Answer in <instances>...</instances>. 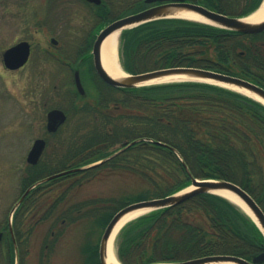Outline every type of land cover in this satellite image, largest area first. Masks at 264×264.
<instances>
[{
  "label": "trees",
  "instance_id": "obj_1",
  "mask_svg": "<svg viewBox=\"0 0 264 264\" xmlns=\"http://www.w3.org/2000/svg\"><path fill=\"white\" fill-rule=\"evenodd\" d=\"M187 1L235 17L250 15L263 2ZM141 5L139 0L133 9L128 8L122 14L137 12ZM97 9L107 10L108 5ZM121 50L122 64L132 74L194 67L254 83H257L255 73L264 74V33L244 35L202 23L163 19L126 30ZM102 90L96 99V109L88 106L84 109L94 118L95 125L88 127L85 137L76 135L63 146L49 172L105 159L113 154L110 151L115 145L139 139L110 161L75 173L72 178L79 179L76 185L103 169H127L143 182L145 189L114 211L106 206L105 200L74 205L64 215L69 223L73 222L69 218L72 212L87 208L84 216L96 217L99 226L105 228L126 205L172 195L190 185L194 178L234 182L249 192L264 211L262 104L200 82ZM112 104L115 114L106 117L105 111L112 109ZM28 171V176L22 178L24 191L52 174L40 172L37 166H28ZM8 242L7 260L13 264L14 247L11 240ZM98 247L86 246L97 260ZM116 251L123 264L171 263L210 255L252 260L264 252V235L239 207L206 193L129 222L117 236Z\"/></svg>",
  "mask_w": 264,
  "mask_h": 264
},
{
  "label": "rangeland",
  "instance_id": "obj_2",
  "mask_svg": "<svg viewBox=\"0 0 264 264\" xmlns=\"http://www.w3.org/2000/svg\"><path fill=\"white\" fill-rule=\"evenodd\" d=\"M106 3L107 10L111 9L112 16H116L128 8L133 9L139 0H106ZM25 8L43 16L32 15V21H26V12L30 11ZM49 10L52 25L45 27L46 22L42 19ZM97 11L95 6L80 0H0V233L7 230L9 224L14 229L18 226V231L29 233L25 246L28 251L17 256V264H90L86 246L99 245L104 228L96 222V217L84 216L87 208L72 212L69 218L73 223L62 222L65 219L62 216L70 213L74 205L96 200H105L106 206H111L114 211L145 189L143 182L130 170L103 169L95 176L82 178L76 185L74 183L79 179L64 178L39 187L31 200L41 218H30V213L26 214L30 202L22 211H16L24 192L22 178L30 171L27 155L34 141L46 136L48 111L57 107L69 108L66 91L70 89L71 74L56 61L53 49L56 47L51 39L64 41L72 36L80 40L97 24ZM21 40L33 43V54L23 69L11 72L4 67L2 53ZM119 55L122 61L121 51ZM89 93L86 99L79 100L78 106L96 104L99 93L94 86L89 85ZM114 106L112 104V110ZM70 107L67 124L52 140L56 144L50 150L51 156L61 155L63 146L76 135L85 137L90 130L88 127L95 125L94 118L86 111H75ZM120 147L117 144L110 152ZM98 207L102 208L101 204ZM46 244L48 251L44 250ZM46 252L48 259L42 260Z\"/></svg>",
  "mask_w": 264,
  "mask_h": 264
},
{
  "label": "water",
  "instance_id": "obj_3",
  "mask_svg": "<svg viewBox=\"0 0 264 264\" xmlns=\"http://www.w3.org/2000/svg\"><path fill=\"white\" fill-rule=\"evenodd\" d=\"M86 1L96 5L102 4V0H86ZM145 3L146 4L160 3V5L148 8L139 13L132 14L124 18H121L119 20H116L110 25H108L106 28H104L98 35L93 48L94 64L98 75L102 78L104 82L115 88L134 89L140 87L166 84V83H151V84L149 83L158 78L171 76V75H185L192 79L182 80V81H171L167 83L201 82V83L215 84L218 86L221 85L217 83L227 84V85L239 87L241 89H244L252 93L258 99L248 95L246 96L251 97L254 100L264 105L263 88L238 77H234L228 74H223L215 71L200 69V68L174 67V68H165V69L154 70V71L138 73V74H128L124 70H122L125 76L120 79H115L111 75H109V73L105 70L102 64V59H101V47L103 41L109 35H111L112 33L118 30L125 31L127 29H131L149 22L163 20V19H173L175 18L174 14H176L179 11L195 13L196 15L208 21V22H201V21H197V22L205 23L226 31H233L245 35H254L264 32V21L257 24L247 23L244 21L246 17L239 18V17L224 15L222 13L212 11L204 6L187 2L186 0H145ZM30 54H31L30 44L28 42H21L4 51L2 54V60L7 69L11 71H15L22 68L28 62ZM209 81H213L216 83ZM76 85L79 92L81 94H84L85 91L81 84V80L77 74H76ZM66 119L67 116L63 111L61 110L51 111L48 114V130L50 132H55L59 128V126L65 123ZM44 147H45V141L37 140L34 143L28 155L27 158L28 163L37 164L43 153ZM121 151H119L118 153H120ZM118 153H116L115 155H117ZM101 163L102 162L98 164ZM73 171L75 170H69L47 177L46 179L40 181L39 184L69 174ZM34 187L35 186L31 187L28 190V192H30ZM191 187H194V189L189 190V188ZM218 191H228L232 193L245 206H247L251 214L247 212L243 207H241V209L244 210L253 219L255 224L258 226V228L264 235V211L262 210L260 205L255 201V199L246 190H244L242 187L231 181L193 179L192 185L190 187L176 194L163 198H156V199L133 203L124 207L119 212H117L115 216L112 218V220L109 222L101 238L100 248H99L100 263L107 264L109 240L117 224L128 213H131L139 209H148L149 211L147 213H150L157 210L174 208L185 203L186 201H188L189 199L193 198L198 194L210 193V194H216L222 196L219 193H217ZM23 198L21 199V201L23 200ZM228 200L231 201L230 199ZM21 201H19L17 206L21 203ZM262 263H264V253L253 258L251 261L233 255H211L202 258L186 260V261L161 263V264H262Z\"/></svg>",
  "mask_w": 264,
  "mask_h": 264
},
{
  "label": "flooded vegetation",
  "instance_id": "obj_4",
  "mask_svg": "<svg viewBox=\"0 0 264 264\" xmlns=\"http://www.w3.org/2000/svg\"><path fill=\"white\" fill-rule=\"evenodd\" d=\"M85 1V0H83ZM103 2L106 3V0H103ZM52 3V2H51ZM159 5L158 4H154L152 6H156ZM150 6H144L141 10H145L147 8L152 7ZM48 9V8H47ZM26 11H30V12H26V16H28L25 19H27L26 21L30 20V22L32 21V15L36 16L37 18L42 17L43 15H40L37 11H32L33 9H24ZM103 12V14H102ZM31 13V14H30ZM49 14V15H48ZM51 11L49 10V12L47 11V16H44L42 19V22H46L45 27L52 25V23H50L52 21V19L50 18L51 16ZM120 15H116V16H112L111 14V9L109 10H98L95 14L96 17V25H94V27H92L91 29H89L84 36H81L80 40H77L78 37L75 39L69 38V39H64V41H59L56 38H52L51 39V43L52 45H54L56 48L55 49V56L56 61H58L60 63V65L62 67H64L63 69L67 70V74H71L69 77L70 80V89H68L66 91V101L69 102V108L70 109L72 106L75 111H81L84 112L85 106H83L82 108L80 107V105L78 106L79 100L81 99H86L90 93H89V85H92L95 87L96 93H99V96L101 94V91H103L102 89L104 88V90H111L113 88L109 87L105 82H103V80L100 78V76L98 75L96 69H95V64H94V56H93V48H94V44L97 40V37L101 31V29L95 33L97 27H99L100 25L104 24L103 28L108 26L109 24H111L112 22H114L115 20L120 18ZM39 21V20H38ZM41 22V21H40ZM38 26H40L41 28H43V25H39V23L37 24ZM35 25V26H37ZM102 28V29H103ZM64 37V35H62ZM56 39V43H54L52 40ZM21 41H28V40H21ZM30 43L31 46V57L33 54V48L34 45L31 41H28ZM49 51V50H48ZM81 51H84L82 56H80ZM48 53V52H47ZM48 54H52V53H48ZM31 59V58H30ZM29 63V62H28ZM62 69V70H63ZM261 70H263L262 68H260ZM76 74L78 75V77L81 80V84L83 86L84 89V94H81L77 88L76 85ZM255 79L257 80V85L262 87L264 89V74L262 71H259L258 73H255ZM112 92V91H111ZM102 95V94H101ZM88 106L89 109H96L95 105L86 104ZM81 108V109H80ZM67 115V119H69L70 114H69V110L65 109V108H61ZM71 110V109H70ZM107 114L105 115L107 117V115H111L114 116L115 112L114 109H109L107 111H105ZM105 114V113H104ZM63 127L59 128V130L55 133V135H51L50 133H46V136L41 137L45 140L46 146H45V151L43 156L41 157V160L38 164L37 167H39V171H45L46 174H57L60 173L62 171H52L49 172V170H51V168L54 167V164H56V161L54 159H59L57 158L58 155H53L51 156L50 154V150H52V148L55 147L56 142L54 143L52 140L54 139V137L58 136V134L60 133V131L62 130ZM47 130V127H46ZM54 145V146H53ZM55 157V158H54ZM52 160V162L50 161ZM78 165H75L74 167H76ZM70 168H73L70 165ZM67 176H63L62 179H64ZM61 178H58V180ZM33 195H31L28 199H25V201L22 203V205L20 206V208L18 209L19 211H22L23 207L26 206V204L28 202H30V210L28 212V209H26V214L30 213V218H41L39 216V211L36 213V209L34 208L33 204L34 201L31 200ZM66 220L63 219V222H65ZM18 226H15V229L13 228L12 231H3L0 233V264H9L8 260H7V253L10 251L9 249L6 248V245H8V240L10 238V240L13 242V244L16 246V248L18 249V255L20 253L22 254H26L28 251V248H26L25 246L28 245V240H29V233L22 230V231H18ZM54 233H52L53 235ZM46 249V251H48L49 246L48 244L45 245L44 250ZM87 252V250H86ZM88 255V260L90 261V264H98L97 261L99 262V256H98V260L96 259V256L93 253H90V251L88 250L87 252ZM48 252H46L45 254L42 255L41 259L42 260H47L48 259Z\"/></svg>",
  "mask_w": 264,
  "mask_h": 264
},
{
  "label": "bare ground",
  "instance_id": "obj_5",
  "mask_svg": "<svg viewBox=\"0 0 264 264\" xmlns=\"http://www.w3.org/2000/svg\"><path fill=\"white\" fill-rule=\"evenodd\" d=\"M175 18L179 19H187V20H192V21H201V22H208L204 18L196 15L195 13L192 12H186V11H179L176 14H174ZM245 22L247 23H252V24H257L261 23L264 21V3L258 9L255 13L251 14L247 18L244 19ZM123 30H118L111 35H109L102 44L101 47V59H102V64L105 68V70L115 79H120L125 76L124 72L121 69V63H120V55H119V49H120V42H121V34ZM192 78L185 76V75H171V76H166L162 78L155 79L151 83H167L171 81H182V80H190ZM213 82V81H209ZM216 83V82H213ZM223 87L235 90L237 92L243 93L245 95L251 96L253 98L258 99L255 95L252 93L241 89L239 87L227 85V84H220L217 83ZM194 189V187L189 188V190ZM220 195L230 199L233 203L239 205L240 207H243L247 212L250 213V210L245 206L236 196H234L232 193L228 191H218ZM149 210L148 209H139L136 211H133L131 213H128L125 215L120 222L117 224L115 227L113 234L109 240V245H108V254H107V264H120L117 260L116 254H115V239L119 231L126 225L128 222L131 220L147 213ZM251 214V213H250Z\"/></svg>",
  "mask_w": 264,
  "mask_h": 264
}]
</instances>
